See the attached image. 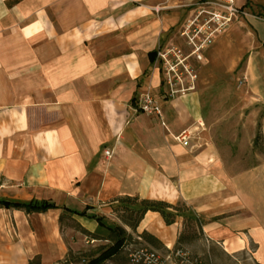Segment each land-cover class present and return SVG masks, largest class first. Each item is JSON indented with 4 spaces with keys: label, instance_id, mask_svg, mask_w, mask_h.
<instances>
[{
    "label": "crops",
    "instance_id": "0c3cea01",
    "mask_svg": "<svg viewBox=\"0 0 264 264\" xmlns=\"http://www.w3.org/2000/svg\"><path fill=\"white\" fill-rule=\"evenodd\" d=\"M192 2L0 0V113L8 121L1 124L0 136L6 151L18 157L7 178L40 193L28 200L86 210L85 215L62 208L48 212L63 210L85 227L91 225L94 233L102 229L92 217L102 216L95 212L100 202L139 196L185 204L201 226L200 237L184 245L200 241L228 254L249 252L254 245L256 263L264 264V210L244 191L239 173L228 170L241 160L224 155L228 146H219L211 134L202 147L193 146L195 138L188 146L174 139L192 128L193 120L199 125L195 130L205 127L197 111L200 101L197 95L168 97L160 67L149 55L170 47L157 48L172 28L186 25L194 13L188 6ZM248 3L237 4L246 9ZM184 8L193 11L186 14ZM245 19L213 44L221 52L238 33L245 35L239 52L249 53L251 88L264 102V84L261 74H255L252 55L264 48V33L254 24L264 17ZM176 31L171 41L179 40ZM246 57L232 60L231 67H239ZM148 89L160 100L162 118L139 110L138 97ZM106 150L112 155L107 157ZM56 225L55 220L52 240L63 250ZM115 225L146 243L141 233L147 231L169 251L186 219L179 216L167 225L159 212L148 211L135 231L121 219ZM21 238L5 246L0 264H26L42 254L30 230L24 229Z\"/></svg>",
    "mask_w": 264,
    "mask_h": 264
},
{
    "label": "rangeland",
    "instance_id": "374dc122",
    "mask_svg": "<svg viewBox=\"0 0 264 264\" xmlns=\"http://www.w3.org/2000/svg\"><path fill=\"white\" fill-rule=\"evenodd\" d=\"M241 1L237 0V3L240 4ZM246 9L249 15H242L234 23L237 21L246 22L247 19L245 18L252 15L263 18L264 0H249ZM184 10L186 14L193 11L189 8H184ZM256 21L254 24L258 32L263 34L264 20L256 19ZM242 27L244 28V26ZM184 28L185 26L179 29L172 28L167 37L168 39L159 42L157 48L168 45L170 47L178 46L187 53L189 50L187 38L181 36ZM174 30H179L177 34L179 40L171 41L170 38L173 36ZM244 39L245 35L238 33L237 36L231 39L232 43L223 47L221 52V49H216L212 44L211 47L209 46L210 48L207 47L203 52V60L197 61L195 58L187 60L194 68L198 78L195 90L188 91L185 95L181 94V96L186 98L187 96L197 95L200 101L199 110L197 111L202 115L201 118L205 127L201 130L199 128L195 130L197 132H195L193 146L205 145L207 136L210 134L219 146H228V151L223 154L233 155L241 160L239 167L234 165L228 170L239 173L238 182L244 188V191L250 197H253L255 202L259 201L260 210H264V102L255 97L256 93L251 88L254 81L252 74L247 72L249 58L246 56H249V53L245 54L243 50L239 52L240 43L242 44ZM168 40L170 41L167 42ZM252 55L255 58L254 67L257 69L255 74L259 77L261 74L260 82L264 84V48L254 51ZM205 56L207 59H205ZM244 57L246 58L239 67L235 69L231 67L232 60L236 58L243 59ZM156 66L160 67L162 74V67L164 66L162 64ZM243 77H246V80H243ZM185 78L188 80L187 75ZM153 89L155 92L162 91L161 89ZM260 90L264 91V85ZM7 122V116L3 117L0 113V126L1 124L7 126ZM188 126H192L194 129L199 125L193 120ZM17 158L15 153L12 155L9 151H6L0 136V196L22 200L39 196L38 191H27V187L8 181L6 173L9 169H15ZM59 201L60 204L63 203V200ZM78 202H81L80 199H78ZM106 203L107 205L100 202L96 206L95 212L104 216L107 223L115 224L118 219L120 220L122 214L118 211L120 202L111 199ZM55 220L57 222L56 228L59 227L60 238L58 239H62V242L59 243L62 247L65 245L63 250L60 249L58 243L52 240V222ZM89 228H91V225H88V228L85 227L76 217L64 213L63 210L43 214H28L23 210L0 208V259L6 252L7 248L5 246L20 241L22 239L21 233L24 232V229H27L37 237L36 240L42 252L38 255L41 257L42 264H88L90 260L99 256L102 251L111 245L110 240L93 236L92 233L94 232ZM186 229L188 230V228ZM95 232H99L104 236L107 235L105 229H99ZM143 246L157 250L162 254L167 252L162 247H154L136 236H132L130 242L119 254V258L106 261L104 264H134L130 260L129 254L131 250ZM182 246L193 255L210 264H257L252 253L254 252V245L250 247L251 252L242 251L233 254L226 253L218 245L207 247L200 241ZM43 256L50 261H44ZM66 257L70 259L69 262L65 261ZM170 264L177 263L173 261Z\"/></svg>",
    "mask_w": 264,
    "mask_h": 264
},
{
    "label": "built area",
    "instance_id": "2783aa9c",
    "mask_svg": "<svg viewBox=\"0 0 264 264\" xmlns=\"http://www.w3.org/2000/svg\"><path fill=\"white\" fill-rule=\"evenodd\" d=\"M188 6L193 8L194 13L181 32V36L187 38L188 52L185 53L182 48L174 46L159 49L156 57V65L164 66L162 67L163 86L167 96L171 98L185 95L196 88L198 75L187 60L190 58L203 60V52L218 36L242 15H249L236 0H193ZM243 80H246V77H243ZM138 103L139 110L144 114L160 118L164 116L159 98L150 89L138 97ZM195 132V129L187 127L174 138L177 142L188 146L195 137ZM105 154L111 156L112 151L106 150ZM209 242L207 239V243ZM129 256L134 264H170L173 261L177 264H210L184 247L173 248L162 254L143 246L131 250Z\"/></svg>",
    "mask_w": 264,
    "mask_h": 264
},
{
    "label": "trees",
    "instance_id": "16d2710c",
    "mask_svg": "<svg viewBox=\"0 0 264 264\" xmlns=\"http://www.w3.org/2000/svg\"><path fill=\"white\" fill-rule=\"evenodd\" d=\"M17 1V0H14ZM264 17V16H263ZM158 50L150 52L152 61H155ZM134 101V98H133ZM120 202L118 211L122 212L121 220L134 231L139 226L141 220L144 218L148 211L159 212L165 220L167 225L174 224L177 217L182 216L186 219V226L184 231L180 233L178 242L174 248L183 247L186 242L200 236L198 228L201 226L200 219L194 215L188 206L185 204H171L164 200L140 198L139 196H125L117 199ZM0 208L23 210L28 214L31 213H45L49 210L62 208L68 210L73 214L85 215L86 210L79 211L75 209H69L58 205L52 200H37L32 199L28 201L10 199L0 196ZM88 209V207H87ZM96 218L99 226L107 231V235H102L99 232L92 233L96 238L108 239L111 245L100 253L99 256L93 258L88 264H104L106 261L116 259L123 249L127 246L132 235L129 234L122 226L109 224L105 221L103 216L92 215ZM198 226V227H197ZM188 228V230L186 229ZM141 237L154 247H160L161 242L155 236L151 235L147 231L141 233ZM66 262L70 259L66 257ZM26 264H42L41 257L39 255L30 259Z\"/></svg>",
    "mask_w": 264,
    "mask_h": 264
}]
</instances>
